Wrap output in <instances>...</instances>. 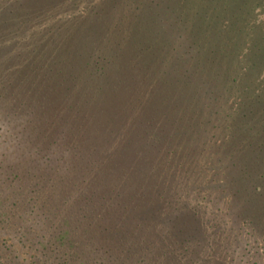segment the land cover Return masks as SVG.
Returning a JSON list of instances; mask_svg holds the SVG:
<instances>
[{
  "label": "trees",
  "instance_id": "trees-1",
  "mask_svg": "<svg viewBox=\"0 0 264 264\" xmlns=\"http://www.w3.org/2000/svg\"><path fill=\"white\" fill-rule=\"evenodd\" d=\"M26 5L0 15L18 110L0 104V177L58 216L56 245L84 264H145L176 242L262 258L264 0Z\"/></svg>",
  "mask_w": 264,
  "mask_h": 264
},
{
  "label": "rangeland",
  "instance_id": "rangeland-1",
  "mask_svg": "<svg viewBox=\"0 0 264 264\" xmlns=\"http://www.w3.org/2000/svg\"><path fill=\"white\" fill-rule=\"evenodd\" d=\"M2 3L5 4L3 7H8L9 10L3 12L0 7V15L5 16V14H7L8 16L10 14L12 17L13 15L18 16L19 9L23 12V7L28 8L26 4L31 3V0H2L1 4ZM10 43L12 45L15 44L16 41L9 42V44ZM9 47L12 48V46ZM0 93H2L0 94V104L6 107V112H8L10 118L14 120L18 110L10 107V96L1 91V88ZM1 114L2 109L0 108V128L1 124H7L3 122ZM7 129L8 128L5 130ZM1 138L2 136H0V140ZM0 151H4L2 144L0 146ZM20 169L21 168L17 169L18 172L21 171ZM14 174L16 173L11 170L9 175L11 176ZM9 175L7 171V174L0 177V182H2L0 183V264H65V262L68 264H84L86 261L79 260L76 253L70 256V252L66 250L67 248L56 245L55 242L58 241V233L61 231V227L56 223H60L62 226V221L58 216L50 214L44 204L39 202V199L31 200L28 191L24 193L21 191L17 194V188L14 189L11 187L12 184L8 183L6 180ZM21 185L22 189L30 187V183L27 181L21 183ZM15 203L17 205H15ZM233 234L235 235V233ZM220 238L223 240L228 238L227 240H229H226L228 243H225V248H220L219 253L221 257H225L231 252L233 253L234 249L227 248V246L234 237L232 235H230V237L226 235L224 238ZM178 240L179 239L176 238V241ZM239 240L246 244L248 242V237L243 239V236H240ZM175 244H177V246L175 247L174 245L173 251H170L174 252V255L170 253L168 254L170 257H166L167 259L171 258V264H219L220 262V264H225V261H219L217 263L218 259H210V261H207L204 257V252L199 251L200 253L195 255V250L182 247L183 245H178V242ZM54 245H56V247H51ZM243 248L244 246L238 250V255L232 257L235 259V264H264V256L262 258L256 256L262 254V251L260 252L261 249H254L253 255H255V251H257L255 258L253 261L249 262L247 260L248 258L244 255ZM163 251L164 249L160 247V253L162 255H164ZM141 253L143 255L145 251H141ZM240 254H242L245 259H242V257L239 256ZM162 255L160 258L156 257L152 260H148L145 264H161V260H166ZM129 261L131 262L132 260ZM95 263L98 262L96 261ZM131 263L134 264L133 262Z\"/></svg>",
  "mask_w": 264,
  "mask_h": 264
}]
</instances>
